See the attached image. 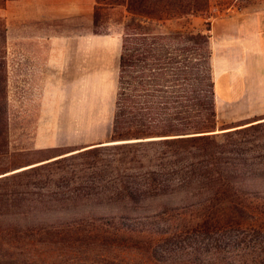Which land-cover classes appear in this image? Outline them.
Instances as JSON below:
<instances>
[{"label": "trees", "instance_id": "trees-1", "mask_svg": "<svg viewBox=\"0 0 264 264\" xmlns=\"http://www.w3.org/2000/svg\"><path fill=\"white\" fill-rule=\"evenodd\" d=\"M118 5L127 15L115 20L121 37L109 140L121 142L90 143L3 171L0 244L17 233L78 229L83 218L52 212L85 198L113 204V216L134 217L103 227L88 222V230L149 235V245L191 234L212 245L187 252L195 264H264V116L218 130L210 21L163 28L172 18L205 11L208 0H95L94 27L100 9ZM5 54L0 14V153L8 128ZM73 157H82L80 166L60 165ZM63 181L90 190L63 195ZM164 217L177 220L169 226ZM151 255L161 260L156 249ZM5 260L0 256V264Z\"/></svg>", "mask_w": 264, "mask_h": 264}, {"label": "rangeland", "instance_id": "rangeland-1", "mask_svg": "<svg viewBox=\"0 0 264 264\" xmlns=\"http://www.w3.org/2000/svg\"><path fill=\"white\" fill-rule=\"evenodd\" d=\"M100 12L98 26L89 25L88 30H107L98 33L106 37L96 43L93 59L90 55L84 59L81 52L76 57L71 75L64 74L61 99L57 91V98L46 99L40 114L29 112V107L23 103L22 91H16L19 97L9 106L7 104V145L6 151L0 153V175L5 170L12 172L71 148L110 139L121 37V25L115 20L125 18L127 12L123 5L102 8ZM254 13L264 15V0H208L205 11L172 18L163 28L183 30L207 27V20L211 27V22L216 19L229 20L237 14ZM64 28L66 30L67 27ZM82 30L80 23H72L73 33H81ZM209 31L212 47V31ZM68 76L71 83L66 82ZM37 118L44 120L37 121ZM227 125L217 120L216 128L219 130ZM81 160L82 157H73L60 165H66V168L71 164L80 166ZM64 182L61 187L63 195L71 189L90 190V187H81L78 183L68 185ZM60 205V209L52 214L83 218L78 229L57 235L17 233L9 238L8 244H0V256L10 262L5 260L4 264H195L193 256L187 252L194 247H212L203 245V238L191 234L172 237L167 245H149V235L112 233V230L100 227L88 230L90 222L103 227V222L111 225L119 221L130 223L134 217L113 216L118 214L113 204H96L93 199L78 198L75 203ZM161 220L166 225L170 223V226L177 218L164 217ZM233 246L230 245L232 249L236 247ZM152 248L158 251L161 260L152 257Z\"/></svg>", "mask_w": 264, "mask_h": 264}, {"label": "crops", "instance_id": "crops-1", "mask_svg": "<svg viewBox=\"0 0 264 264\" xmlns=\"http://www.w3.org/2000/svg\"><path fill=\"white\" fill-rule=\"evenodd\" d=\"M94 5L95 0H6L1 8L8 106L19 97L16 91L35 114L57 91L62 98L64 74L71 75L76 57L81 52L93 59L96 43L106 37L88 30ZM72 23H80L82 32L73 33ZM210 30L217 120L232 125L264 116V15L216 19Z\"/></svg>", "mask_w": 264, "mask_h": 264}, {"label": "water", "instance_id": "water-1", "mask_svg": "<svg viewBox=\"0 0 264 264\" xmlns=\"http://www.w3.org/2000/svg\"><path fill=\"white\" fill-rule=\"evenodd\" d=\"M116 142H121L120 140H116V141H113V140H107V141H104L103 144H108V143H116ZM23 168V167H22ZM25 168V167H24Z\"/></svg>", "mask_w": 264, "mask_h": 264}]
</instances>
